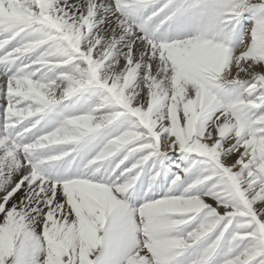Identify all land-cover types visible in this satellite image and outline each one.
<instances>
[{
	"label": "snow or ice",
	"instance_id": "6c2138e0",
	"mask_svg": "<svg viewBox=\"0 0 264 264\" xmlns=\"http://www.w3.org/2000/svg\"><path fill=\"white\" fill-rule=\"evenodd\" d=\"M0 264H264V0H0Z\"/></svg>",
	"mask_w": 264,
	"mask_h": 264
}]
</instances>
